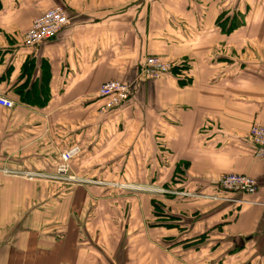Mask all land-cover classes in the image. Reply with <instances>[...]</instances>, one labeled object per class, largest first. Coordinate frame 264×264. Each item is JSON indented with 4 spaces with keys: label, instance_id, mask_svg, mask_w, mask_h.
Wrapping results in <instances>:
<instances>
[{
    "label": "crops",
    "instance_id": "crops-1",
    "mask_svg": "<svg viewBox=\"0 0 264 264\" xmlns=\"http://www.w3.org/2000/svg\"><path fill=\"white\" fill-rule=\"evenodd\" d=\"M56 6L70 26L25 47ZM154 55L173 72L143 83ZM112 80L133 94L101 116ZM0 95V264H264V0H0Z\"/></svg>",
    "mask_w": 264,
    "mask_h": 264
},
{
    "label": "built area",
    "instance_id": "built-area-1",
    "mask_svg": "<svg viewBox=\"0 0 264 264\" xmlns=\"http://www.w3.org/2000/svg\"><path fill=\"white\" fill-rule=\"evenodd\" d=\"M71 18L67 10L62 6H56L32 23L27 35L24 38V46L27 48H35L42 46L57 38L64 29L70 26ZM173 64L163 60L159 56H148L139 67V79L144 81L159 80L169 76L173 70ZM135 84L112 80L104 83L97 94L98 100L101 102L99 114L101 116L108 115L112 110L117 109L126 104L132 94ZM0 106L5 108H13L14 102L0 95ZM249 138L255 147L254 156L258 161H264V116L260 122L253 124L249 131ZM79 146H74L61 154L59 164L57 166V178L64 179L70 170V162L80 154ZM10 175H26L30 180L36 178V173H17L8 172ZM64 177V178H63ZM216 189L239 197L241 202H246L250 196H255L259 192V184L256 179L245 174H226L223 175L215 184ZM235 201L237 199H234ZM233 200V201H234ZM232 201V200H230Z\"/></svg>",
    "mask_w": 264,
    "mask_h": 264
},
{
    "label": "rangeland",
    "instance_id": "rangeland-1",
    "mask_svg": "<svg viewBox=\"0 0 264 264\" xmlns=\"http://www.w3.org/2000/svg\"><path fill=\"white\" fill-rule=\"evenodd\" d=\"M154 81H156V80H154ZM144 82H147V81H143V83H144ZM157 199H158V198H157ZM171 199H172V200H171ZM174 199H176V196H175V197H173V198H172V197H169V199H168V200H169V201H175ZM236 201H237V200H236ZM157 202H158V201H157ZM231 204H232V205H234V203H231ZM235 205H236V204H235ZM239 206H240V204L238 205V207H237V208H239ZM217 208H218V207H217Z\"/></svg>",
    "mask_w": 264,
    "mask_h": 264
},
{
    "label": "bare ground",
    "instance_id": "bare-ground-1",
    "mask_svg": "<svg viewBox=\"0 0 264 264\" xmlns=\"http://www.w3.org/2000/svg\"><path fill=\"white\" fill-rule=\"evenodd\" d=\"M36 19H37V18H36ZM36 19H35V20H36ZM33 22H34V21H33ZM33 22H32V23H33ZM28 31H29V30H28ZM28 31H27V33H28ZM27 33L25 34V36L27 35ZM25 36H24V38H25ZM252 126H253V125H252Z\"/></svg>",
    "mask_w": 264,
    "mask_h": 264
},
{
    "label": "trees",
    "instance_id": "trees-1",
    "mask_svg": "<svg viewBox=\"0 0 264 264\" xmlns=\"http://www.w3.org/2000/svg\"><path fill=\"white\" fill-rule=\"evenodd\" d=\"M173 69H174V67H173ZM172 72H173V70H172ZM172 72H171V74H172Z\"/></svg>",
    "mask_w": 264,
    "mask_h": 264
}]
</instances>
